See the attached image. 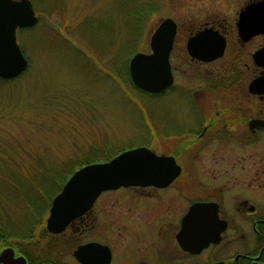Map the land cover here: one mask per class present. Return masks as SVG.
<instances>
[{"label":"flooded vegetation","instance_id":"flooded-vegetation-1","mask_svg":"<svg viewBox=\"0 0 264 264\" xmlns=\"http://www.w3.org/2000/svg\"><path fill=\"white\" fill-rule=\"evenodd\" d=\"M252 1L232 17L198 22L175 56L174 37L173 80L160 92H175L174 134L161 143L173 148L160 154L173 157L178 175L161 187L104 191L59 232L46 227L54 194L48 207L27 209L16 231L0 225V264H83L75 250L95 244L108 248L106 264H264V32L254 24L241 36L237 26ZM204 29L214 52L224 43L215 57L187 52V39ZM196 203L210 204L202 214L216 216L219 236L191 252L177 235ZM97 255L88 264H103Z\"/></svg>","mask_w":264,"mask_h":264},{"label":"rangeland","instance_id":"rangeland-1","mask_svg":"<svg viewBox=\"0 0 264 264\" xmlns=\"http://www.w3.org/2000/svg\"><path fill=\"white\" fill-rule=\"evenodd\" d=\"M30 1L38 21L16 30L27 67L0 79V225L9 231L83 164L145 145L171 151L172 140L161 143L174 134L175 92L137 89L130 58L150 52L166 17L178 25L175 56L198 22L232 17L248 0Z\"/></svg>","mask_w":264,"mask_h":264},{"label":"water","instance_id":"water-1","mask_svg":"<svg viewBox=\"0 0 264 264\" xmlns=\"http://www.w3.org/2000/svg\"><path fill=\"white\" fill-rule=\"evenodd\" d=\"M238 16V33L241 36L246 32H254L247 29V26L254 24L257 32H264V0L246 4ZM37 21L38 17L30 0H0V79L14 78L27 67V59L16 40V30L33 26ZM176 28V22L172 18L162 19L150 35V52H136L130 58L128 72L135 87L158 93L171 84L173 77L169 54ZM210 39L207 29L190 36L187 39V52L207 58L212 51L213 57L217 56L223 50L224 43L221 41L214 47V52L208 44ZM196 40L199 43L197 50L194 49ZM260 53L264 54V51ZM261 80L263 82L264 78ZM178 172L179 168L172 156L156 154L146 146L123 150L109 160L84 164L67 178L61 190L53 197L46 227L53 232L63 230L71 219L90 208L104 191L128 186L161 187L172 181ZM209 208V203H196L184 215L177 235L184 250L199 251L208 242L218 238L219 230L212 227L216 216L202 214ZM193 225H196V230ZM194 233L196 241L192 239ZM100 249L101 263L106 264L109 250L99 244L79 246L74 255L83 264H88L100 253ZM88 252L93 253L89 255Z\"/></svg>","mask_w":264,"mask_h":264},{"label":"trees","instance_id":"trees-1","mask_svg":"<svg viewBox=\"0 0 264 264\" xmlns=\"http://www.w3.org/2000/svg\"><path fill=\"white\" fill-rule=\"evenodd\" d=\"M109 157H111V156H109ZM106 159H107V158H106ZM82 164H83V163H82ZM82 164H81V165H82ZM73 171H74V170H73ZM73 171H72V172H73ZM72 172H71V173H72ZM71 173H70V174H71ZM64 181H65V180H64ZM63 183H64V182H63ZM63 183H62V184H63ZM38 186H39V185H38ZM61 186H62V185H61ZM40 187H42V186H39V188H40ZM42 188H43V187H42ZM60 188H61V187H60ZM41 193H42V191H41ZM42 195H43V194H42ZM42 195H41V196H42ZM27 199H28V198H27ZM31 206H32V207H31L30 209L34 208L33 205H31Z\"/></svg>","mask_w":264,"mask_h":264}]
</instances>
